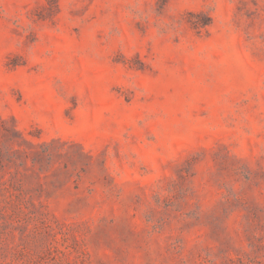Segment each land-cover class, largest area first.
<instances>
[{"label":"rangeland","instance_id":"rangeland-1","mask_svg":"<svg viewBox=\"0 0 264 264\" xmlns=\"http://www.w3.org/2000/svg\"><path fill=\"white\" fill-rule=\"evenodd\" d=\"M0 264H264V0H0Z\"/></svg>","mask_w":264,"mask_h":264}]
</instances>
